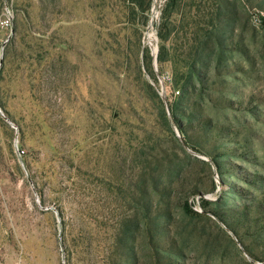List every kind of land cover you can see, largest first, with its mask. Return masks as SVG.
Segmentation results:
<instances>
[{"label":"rangeland","instance_id":"obj_1","mask_svg":"<svg viewBox=\"0 0 264 264\" xmlns=\"http://www.w3.org/2000/svg\"><path fill=\"white\" fill-rule=\"evenodd\" d=\"M6 1L0 264H264V0Z\"/></svg>","mask_w":264,"mask_h":264},{"label":"built area","instance_id":"obj_2","mask_svg":"<svg viewBox=\"0 0 264 264\" xmlns=\"http://www.w3.org/2000/svg\"><path fill=\"white\" fill-rule=\"evenodd\" d=\"M15 20L13 8L6 0H0V57L11 38L14 37Z\"/></svg>","mask_w":264,"mask_h":264},{"label":"trees","instance_id":"obj_3","mask_svg":"<svg viewBox=\"0 0 264 264\" xmlns=\"http://www.w3.org/2000/svg\"><path fill=\"white\" fill-rule=\"evenodd\" d=\"M151 2H152V0H136L137 7L140 8V9H142L143 6H145V5L148 8L149 6H151ZM172 4H174V0H168L167 1L166 5L164 6V9H163L162 18L165 17V15L168 12H170V10L173 9L172 8ZM160 59H161V57H158V59H157L158 63L160 62ZM153 80H155V79H153ZM169 107H170V105H169ZM257 210H259L260 213H263L262 215H264V205H258ZM255 222H256V220L255 221H250V223H252V224H254Z\"/></svg>","mask_w":264,"mask_h":264},{"label":"bare ground","instance_id":"obj_4","mask_svg":"<svg viewBox=\"0 0 264 264\" xmlns=\"http://www.w3.org/2000/svg\"><path fill=\"white\" fill-rule=\"evenodd\" d=\"M154 15H155V12L153 13V18L156 17V16H154ZM148 38L150 39V41H153V36H152V34H149V35H148ZM155 41H156V40H155Z\"/></svg>","mask_w":264,"mask_h":264},{"label":"water","instance_id":"obj_5","mask_svg":"<svg viewBox=\"0 0 264 264\" xmlns=\"http://www.w3.org/2000/svg\"><path fill=\"white\" fill-rule=\"evenodd\" d=\"M154 64H155V60H154Z\"/></svg>","mask_w":264,"mask_h":264}]
</instances>
